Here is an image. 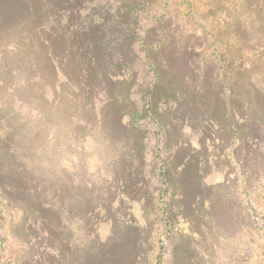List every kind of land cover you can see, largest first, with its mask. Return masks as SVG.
Segmentation results:
<instances>
[{"label":"rangeland","instance_id":"1","mask_svg":"<svg viewBox=\"0 0 264 264\" xmlns=\"http://www.w3.org/2000/svg\"><path fill=\"white\" fill-rule=\"evenodd\" d=\"M61 1L66 4L53 5ZM69 1L32 0L33 13L18 18L16 33L37 26L42 33L27 36L20 49L5 48L13 37H0V264H185L184 259L191 264H264V146L256 168L263 178L246 180L232 168L233 161L221 159L223 168H217L211 160L214 164L203 170L208 190L197 202L202 210H195L193 224L177 213L168 222L170 204H179L177 194H166L160 184V159L170 150L157 149L161 138L155 127L141 122L135 137L126 127L128 113L141 108L139 93L120 96L130 88L125 85L116 92L120 100L100 95L92 102L84 89L61 77L55 80L44 65L34 80L27 63L47 52L41 41H50L62 57L72 44L62 38L67 32L84 28L92 35L101 26L95 15L114 16L118 3L126 0H74L79 17ZM157 4L168 28L176 26L179 40L195 41L201 35L198 25L205 26L209 43L225 40L231 56L240 49L248 60L257 58L253 67L260 77L249 76L247 116L264 127V0ZM195 28L198 32L188 37ZM14 51L28 60L22 64ZM209 135L193 117L183 129L180 148H198ZM192 149L177 151L170 170L176 163L179 171L184 168ZM188 176L182 181L190 189ZM167 183L171 193L170 178ZM181 204L185 211L190 206L186 197ZM41 205L46 223L31 210ZM169 223L177 235L166 234ZM176 247L188 251L176 256Z\"/></svg>","mask_w":264,"mask_h":264},{"label":"trees","instance_id":"2","mask_svg":"<svg viewBox=\"0 0 264 264\" xmlns=\"http://www.w3.org/2000/svg\"><path fill=\"white\" fill-rule=\"evenodd\" d=\"M67 3L72 13L79 17V9L73 10L78 3L74 0ZM58 4L66 3L61 1L53 5ZM114 12V16L109 17L106 13L103 17L101 14L95 15L101 26L96 27L92 35L85 34L84 28L77 29L75 33L67 32V37L62 38L72 44L64 50L62 57L56 53L54 46L48 45L50 41H41L47 52L40 57L35 56L37 59H31L27 65L35 73L34 80L40 78L39 70L44 65L55 80L61 77L69 86L84 89L92 102L100 95L109 101L120 100L116 92L125 85L130 88L120 96L129 97L139 93L141 108L128 113L131 119L126 127L134 137L140 134L137 128L141 122L155 127L160 133L157 149L170 150V156L160 159V184L166 194H177L176 199L179 200V204L171 202L166 220L169 222L172 219L169 216L177 213L193 224L195 210H198L197 202L205 199L208 190L203 181V170L214 164L211 160H215L213 166L217 168H223L221 159L227 158L228 163L233 161L232 168L246 180L250 179V175L258 180L263 178L256 175V168L261 165L264 127L247 116V107L252 98L249 76L260 77L253 67L257 58L248 60L240 49L231 56L225 40L215 38L209 43V39L204 38L210 36L209 32H205V26L198 25L201 35L195 41H187L185 36L179 40L174 23L169 24L168 28L163 22L165 11H161L157 0H126L118 3ZM32 13V0H0L1 40L13 37L5 48L16 45L15 48L20 49L21 41H27V36L42 33L38 26L16 33L21 26L18 18L22 14L28 17ZM193 14L199 16L200 13ZM197 28L192 29L188 37L192 38L194 32H198ZM71 51L76 54L71 56ZM14 54L18 55L19 51H14ZM17 58L23 64L29 57L20 53ZM21 71L15 70L20 75ZM131 88L135 89L133 93L129 92ZM124 115L120 112L119 117ZM193 117L194 122L208 130L210 135L205 141H199L198 148H180L184 145L180 138L183 129ZM171 137L176 139L168 143ZM219 145H223V150L222 147L218 148ZM186 149H192L191 159L186 166L179 171L180 164L176 163L170 170L171 162L174 164L177 158V151ZM189 167L188 176L185 171ZM186 176L193 184L190 189L183 185L182 179ZM168 178L173 189L171 193L167 191ZM2 188L3 184L0 183V190ZM185 197L190 203L186 211L181 204ZM43 206L41 210L31 209L35 216H39L40 223H46L41 214ZM168 227L166 234L177 235L174 224L169 223ZM187 251L188 247H176L173 252L177 253L176 256H184ZM184 263L191 264L185 259Z\"/></svg>","mask_w":264,"mask_h":264}]
</instances>
